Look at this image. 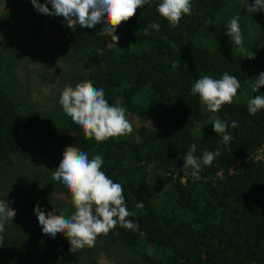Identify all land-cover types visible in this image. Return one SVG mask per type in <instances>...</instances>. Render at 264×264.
Masks as SVG:
<instances>
[{"label": "trees", "instance_id": "obj_1", "mask_svg": "<svg viewBox=\"0 0 264 264\" xmlns=\"http://www.w3.org/2000/svg\"><path fill=\"white\" fill-rule=\"evenodd\" d=\"M161 2L150 0L122 23L115 33L117 44L97 35L102 25H77L68 38V59L84 73L79 79L103 88L110 104H119L132 115H155V125L139 126L134 140L110 138L98 143L88 139L65 113L56 118L39 112L17 96L9 68L19 58L2 52L0 166L9 170L17 158H33L55 170L68 146L87 151L90 158L102 155V170L122 184L128 210L134 213L128 219L138 227L117 225L96 242L130 251L137 264H264V109L256 115L247 111L249 99L264 95V87L259 92L250 87V80L264 72V27L254 39L256 57L249 60L208 48L201 41V30L218 19L227 0H191L192 14L184 15L176 27L158 13ZM152 23H158L160 30L150 28ZM224 72L237 77L238 91L249 96L234 99L217 112L216 117L228 124L232 136L228 145L222 134L213 131V120L207 121L199 95L191 93L196 79L204 75L218 79ZM233 122L237 127H231ZM200 123L206 129L201 133L196 130ZM193 144L197 156L219 151L196 177L190 168H182L184 154ZM150 166L170 183L174 200L169 208L159 207L142 184L141 175ZM140 201L143 208L137 207ZM37 204L59 214L41 196L28 200L29 247L42 264H78L91 248L71 252L63 234L55 239L43 234L34 213Z\"/></svg>", "mask_w": 264, "mask_h": 264}, {"label": "clouds", "instance_id": "obj_2", "mask_svg": "<svg viewBox=\"0 0 264 264\" xmlns=\"http://www.w3.org/2000/svg\"><path fill=\"white\" fill-rule=\"evenodd\" d=\"M31 3L41 14L62 16L66 27L70 29H75L77 25L82 28L102 25L97 35L108 36L117 44V28L133 18L137 10L149 4L150 0H45L44 3L31 0ZM192 10L191 0H162L157 7L158 13L173 27L179 25L184 15H191ZM247 11H264V0L249 3ZM225 26L226 35L234 45L233 51H238L243 58L255 59L256 53L244 45L239 14L232 16ZM149 27L160 30L158 23H152ZM145 34H148V29H145ZM250 87L254 92L264 87V72L250 80ZM240 88V80L224 72L218 79L211 75L196 79L191 93L199 95L207 112L216 113L224 104L233 103ZM59 104L72 122L83 130L85 137L98 143L128 136L134 130L127 109L119 104H110L105 98L104 89L95 87L90 80L78 82L74 87L66 85L61 91ZM261 109H264V95L249 99L247 111L251 115H256ZM212 125L213 131L222 134L224 144L228 145L232 140L227 131L228 124L216 117ZM231 127H237L236 122ZM196 149L195 144L188 148L182 166L183 169L190 168L193 177L198 176L202 165L210 166L219 155V151H205L197 156ZM104 163L102 155L95 154L90 158L89 153L79 147H66L59 166L53 171L52 179L62 183L68 190L74 211L70 215H57L55 210L46 211L39 204L34 208L42 233L53 239L63 234L71 245V252L95 247L97 238L109 234L117 225L127 229L138 227V224L128 219L134 213L128 210L122 184L114 182L102 170ZM137 207L143 208L144 202L140 201ZM15 215L16 210L7 199H0V233L4 232L6 223L12 222ZM3 243L4 237L0 235V246Z\"/></svg>", "mask_w": 264, "mask_h": 264}, {"label": "rangeland", "instance_id": "obj_3", "mask_svg": "<svg viewBox=\"0 0 264 264\" xmlns=\"http://www.w3.org/2000/svg\"><path fill=\"white\" fill-rule=\"evenodd\" d=\"M45 0H40L44 3ZM254 0H227L218 19L200 32L201 41L211 49H223L231 54L234 45L226 35V24L236 14L240 16V26L244 34V45L252 50L255 37L264 27V11L249 13L247 5ZM65 28V30H63ZM70 28L62 16H50L38 12L31 0H0V53L17 55L19 63L10 66L13 73V90L17 96L27 99L28 107L49 113L56 118L63 116L59 97L62 89L71 84L87 81L79 79L84 75L81 68L68 59ZM235 100H247L248 95L238 91ZM203 110L207 121H212L216 113ZM128 119L133 124V132L127 138L134 140L141 125L154 126L156 116L141 118L129 112ZM197 132L205 131V124H198ZM52 166L38 159L17 158L9 170L0 166V199H7L16 210L12 222L5 225L0 233L4 237L1 246L0 264H42L40 258L29 247L26 228V204L32 196L49 200L59 213L70 215L74 211L71 195L64 185L52 179ZM141 181L149 194L161 208L173 204L174 194L169 181L150 166L141 175ZM78 264H137L135 256L128 250L103 241L85 254Z\"/></svg>", "mask_w": 264, "mask_h": 264}]
</instances>
